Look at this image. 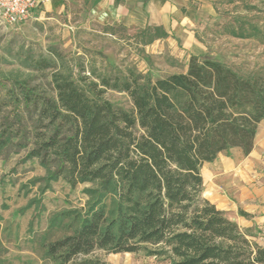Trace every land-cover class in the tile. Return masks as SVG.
<instances>
[{"label": "trees", "instance_id": "16d2710c", "mask_svg": "<svg viewBox=\"0 0 264 264\" xmlns=\"http://www.w3.org/2000/svg\"><path fill=\"white\" fill-rule=\"evenodd\" d=\"M143 34L149 43L166 31L146 26ZM48 51L30 61L52 69V94L0 80V149L31 144L26 158L37 159L48 180L94 184L83 189V212L61 213L53 228L63 234L42 243L46 259L112 264L94 254L101 250L143 251L168 264H264V245L203 196L201 174L230 148L252 151L264 119V69L244 75L190 55L181 71L154 79L135 68L74 79L64 56ZM107 90L124 92L130 107L112 104ZM8 107L12 116H4Z\"/></svg>", "mask_w": 264, "mask_h": 264}, {"label": "rangeland", "instance_id": "374dc122", "mask_svg": "<svg viewBox=\"0 0 264 264\" xmlns=\"http://www.w3.org/2000/svg\"><path fill=\"white\" fill-rule=\"evenodd\" d=\"M145 27L98 22L77 5L58 13L41 8L24 22L0 24V80L6 84L26 80L40 92L52 94V69H35L30 61L47 58L51 48L64 56L65 68L74 79L79 74L91 77L92 71L102 74L127 68L153 79L181 71L191 48L163 39L166 35L144 43ZM231 28L252 35L235 37L229 33ZM194 31L201 43L199 53L194 49L197 55L223 62L244 75L264 69V0H213V12L204 14ZM104 97L114 105L130 107L124 92L107 90ZM10 111L8 107L4 116H12ZM31 147L8 144L0 149V264H53L44 257L42 243L63 234L62 229L53 228L62 219L61 213L83 212L88 200L83 189L94 186L70 187L62 179L48 180L38 160L26 158ZM235 153L229 149L223 155L224 165L235 159ZM228 178L229 183L244 182L230 173ZM208 191L223 196L216 198L221 200L219 208L223 206L252 241L264 245V186L212 184L204 186V194ZM241 211L246 215H240ZM94 254L112 264H168L167 259L143 251L107 254L99 250Z\"/></svg>", "mask_w": 264, "mask_h": 264}, {"label": "crops", "instance_id": "0c3cea01", "mask_svg": "<svg viewBox=\"0 0 264 264\" xmlns=\"http://www.w3.org/2000/svg\"><path fill=\"white\" fill-rule=\"evenodd\" d=\"M76 5L87 12L91 18L102 23L127 27L130 25L161 26L166 31L163 39L171 38L177 46L191 48L188 58L190 55H197L196 51L201 47V43L194 34L196 25L204 14L213 12V0H52L41 5L34 13L41 8L58 13ZM230 149L236 151L235 159H229L230 164L224 165L222 161L227 150L219 153L213 161L204 163L201 168V173H203L204 166L208 165L206 176L202 174L203 196L214 203L217 208L221 200L216 198H223V196L210 191L207 195L204 194V186H212V184L264 186V119L257 126L254 146L249 154L244 155L239 148ZM229 173L235 177V180L243 179L244 182L241 180L237 184L236 182L229 183ZM222 201L225 200L222 199ZM219 209L222 210L223 206Z\"/></svg>", "mask_w": 264, "mask_h": 264}, {"label": "built area", "instance_id": "2783aa9c", "mask_svg": "<svg viewBox=\"0 0 264 264\" xmlns=\"http://www.w3.org/2000/svg\"><path fill=\"white\" fill-rule=\"evenodd\" d=\"M52 0H0V24L14 25L31 18L41 5Z\"/></svg>", "mask_w": 264, "mask_h": 264}]
</instances>
